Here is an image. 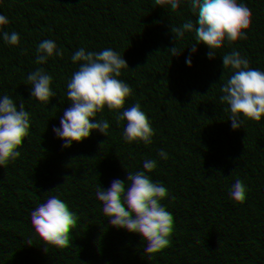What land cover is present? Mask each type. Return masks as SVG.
I'll list each match as a JSON object with an SVG mask.
<instances>
[{"label": "trees", "instance_id": "16d2710c", "mask_svg": "<svg viewBox=\"0 0 264 264\" xmlns=\"http://www.w3.org/2000/svg\"><path fill=\"white\" fill-rule=\"evenodd\" d=\"M132 3L39 0L27 15L41 34L51 30L54 16L69 15L99 41L93 53L113 67L102 77L105 101H114L122 89L133 102L130 114L114 102L108 112L97 110V121L120 119L121 132L131 139L133 131L157 121L166 127L169 105L186 112L191 126L182 133L169 129L160 150L145 154L146 179L139 187L114 172L109 187L124 192L126 203L93 214L79 199L89 183L78 172L85 149L51 144L45 150L35 143L30 114L47 115L49 101L39 97L41 79L14 73L0 86V189L37 198L25 231L58 226L40 251L73 239L93 254L95 264H264V0H136V8ZM161 16L164 23L158 25ZM23 44L0 48V73L16 62ZM88 147L89 155H100L94 143ZM197 182L231 185L233 191L225 189V219L210 220L203 234L168 237L170 201L186 198ZM141 202L147 204V220L133 214ZM11 212L0 206V216ZM33 258L22 239L0 248V264H32Z\"/></svg>", "mask_w": 264, "mask_h": 264}, {"label": "clouds", "instance_id": "9594fccd", "mask_svg": "<svg viewBox=\"0 0 264 264\" xmlns=\"http://www.w3.org/2000/svg\"><path fill=\"white\" fill-rule=\"evenodd\" d=\"M11 0H0V48L10 43L24 41L17 60L9 63L0 73V86L7 85L14 73H21L26 78L41 79L38 94L47 99V115L36 112L30 114L29 128L34 134L35 143L41 149L51 144L71 146L76 144L85 149L84 162L78 172L89 183L83 187L80 204L89 206L95 214L105 210L116 209L126 203L124 192H117L109 187L114 172L121 180L139 187L146 179L148 167L145 154L153 148L160 150L162 140L170 135L169 129L182 133L190 127L192 121L187 113L177 111L175 107L165 105L170 113L167 126H156L159 122L131 133H122L125 123L120 119L97 121V110L110 111L114 102L123 113L130 114L133 102L126 91L119 90L116 97L105 101L102 77L111 75V63H103L99 52L93 53V46L99 41L92 39L71 16L57 14L53 17L51 30L41 34L39 26L32 27L27 15L39 0H16L14 7H8ZM139 7L136 0L131 5ZM164 18L158 17L157 24L162 25ZM152 35H159L154 31ZM27 37V39H25ZM141 43L140 37H135ZM89 142L95 144L98 156L89 155ZM0 141V146H2ZM127 149L131 155L125 157ZM227 192L233 191L231 185L206 187L204 182H197L187 197L177 196L170 201L172 218L164 232L170 238L187 234H203L210 227V220L220 222L227 213ZM36 197L24 194L18 189L5 191L0 189V206L11 209L10 216H0V248L12 238L22 239L25 248L34 258L32 264H95L93 254L83 245H77L73 239L56 240L52 251H40L45 238L56 232L58 227L51 224L46 231L27 232L30 227L29 213L37 206ZM134 215L147 220L149 211L146 202H141L133 210ZM15 217L16 219H14Z\"/></svg>", "mask_w": 264, "mask_h": 264}]
</instances>
